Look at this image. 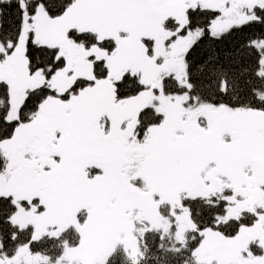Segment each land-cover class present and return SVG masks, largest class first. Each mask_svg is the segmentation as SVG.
<instances>
[{"label": "snow or ice", "instance_id": "obj_1", "mask_svg": "<svg viewBox=\"0 0 264 264\" xmlns=\"http://www.w3.org/2000/svg\"><path fill=\"white\" fill-rule=\"evenodd\" d=\"M0 264H264V0H0Z\"/></svg>", "mask_w": 264, "mask_h": 264}]
</instances>
